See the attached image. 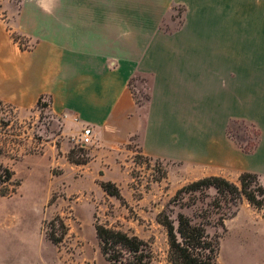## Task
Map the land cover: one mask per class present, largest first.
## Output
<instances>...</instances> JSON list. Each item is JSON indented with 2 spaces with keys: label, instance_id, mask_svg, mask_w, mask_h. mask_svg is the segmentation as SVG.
Instances as JSON below:
<instances>
[{
  "label": "crops",
  "instance_id": "1",
  "mask_svg": "<svg viewBox=\"0 0 264 264\" xmlns=\"http://www.w3.org/2000/svg\"><path fill=\"white\" fill-rule=\"evenodd\" d=\"M136 78L148 81L143 107ZM38 101L58 124L61 158L91 129L87 163L66 160L89 187L130 182L131 143L198 178L237 165L264 180V19L247 20L244 0H0V103ZM232 121L257 131L249 154L232 149Z\"/></svg>",
  "mask_w": 264,
  "mask_h": 264
},
{
  "label": "rangeland",
  "instance_id": "2",
  "mask_svg": "<svg viewBox=\"0 0 264 264\" xmlns=\"http://www.w3.org/2000/svg\"><path fill=\"white\" fill-rule=\"evenodd\" d=\"M244 17L264 19V0H244ZM12 37L20 48L28 47L20 37ZM129 89L135 103L143 107L148 98L147 79H133ZM57 125L40 101L30 111L0 104V164L19 182L15 193L0 197V264H109L100 253L94 224L139 238L149 249L148 264H166V236L155 222L156 214L165 210L171 219L176 212L190 217L196 209L180 210L172 198L181 187L211 175L198 178L200 173L149 160L131 143L126 158L130 182L121 189L113 184L119 201L89 187L82 171L68 168L67 159L61 158ZM226 137L235 152L249 154L257 131L248 123L232 121ZM70 151L73 160L87 163L84 150L74 146ZM241 173L237 165H230L213 176L236 185ZM258 182L264 186L260 177ZM262 216L264 210L257 212L242 199L235 216L225 219L222 227L206 228L210 237H217L219 264H264Z\"/></svg>",
  "mask_w": 264,
  "mask_h": 264
},
{
  "label": "trees",
  "instance_id": "3",
  "mask_svg": "<svg viewBox=\"0 0 264 264\" xmlns=\"http://www.w3.org/2000/svg\"><path fill=\"white\" fill-rule=\"evenodd\" d=\"M147 99L146 97L145 100ZM256 142L249 147V151L255 148ZM77 149L83 152V149ZM72 153L73 151H69L67 155L68 162L74 165L86 163L85 160H73ZM97 184L106 195L121 201L119 192L112 183ZM18 186L19 182L13 179L12 171L0 164V197L11 196ZM209 191L213 194L209 195ZM242 199L255 211L264 210V186L258 182L255 174H239L236 185L224 178L209 176L178 189L172 203L180 210H196L190 217L176 212L174 219L165 210L156 214L155 222L164 229L166 236V264H219L217 237H210L206 228L222 227L225 219L235 216L237 204ZM197 204L200 205L198 208ZM262 218L264 220V216ZM94 232L100 253L109 264H148L149 249L139 238L99 224H94Z\"/></svg>",
  "mask_w": 264,
  "mask_h": 264
},
{
  "label": "built area",
  "instance_id": "4",
  "mask_svg": "<svg viewBox=\"0 0 264 264\" xmlns=\"http://www.w3.org/2000/svg\"><path fill=\"white\" fill-rule=\"evenodd\" d=\"M93 143V134L89 127H84L77 140H76V147L80 149H85V147L90 146Z\"/></svg>",
  "mask_w": 264,
  "mask_h": 264
}]
</instances>
